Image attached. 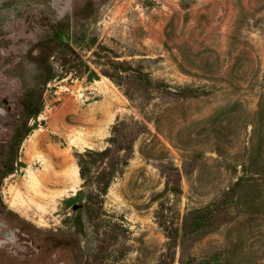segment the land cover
<instances>
[{"label": "rangeland", "instance_id": "1", "mask_svg": "<svg viewBox=\"0 0 264 264\" xmlns=\"http://www.w3.org/2000/svg\"><path fill=\"white\" fill-rule=\"evenodd\" d=\"M0 264H264V0H0Z\"/></svg>", "mask_w": 264, "mask_h": 264}, {"label": "clouds", "instance_id": "2", "mask_svg": "<svg viewBox=\"0 0 264 264\" xmlns=\"http://www.w3.org/2000/svg\"><path fill=\"white\" fill-rule=\"evenodd\" d=\"M52 13L57 17V18H59V19H62L63 17L60 15V11L58 10V9H56V8H53L52 9ZM71 13H69V12H67V11H65L64 12V15H70Z\"/></svg>", "mask_w": 264, "mask_h": 264}]
</instances>
